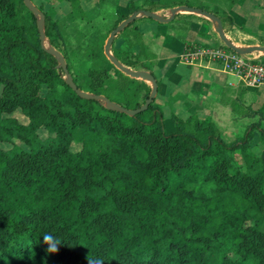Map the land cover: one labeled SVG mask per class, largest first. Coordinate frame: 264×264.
Segmentation results:
<instances>
[{"label":"trees","instance_id":"trees-1","mask_svg":"<svg viewBox=\"0 0 264 264\" xmlns=\"http://www.w3.org/2000/svg\"><path fill=\"white\" fill-rule=\"evenodd\" d=\"M32 1L46 36L63 40L61 22ZM129 9L138 11L132 2ZM37 22L24 0H0V264H264V150L258 159L250 153L256 132L264 146L263 111L234 142L195 116H173L169 130L155 101L134 117L109 111L66 84ZM143 38L134 22L115 39L114 55L136 67L148 56ZM104 69L86 72L87 89L74 81L114 102L122 94L117 103L128 109L145 103L149 88L131 96L126 85L136 80L120 72L108 86ZM45 233L60 238L57 252L47 251Z\"/></svg>","mask_w":264,"mask_h":264},{"label":"rangeland","instance_id":"rangeland-1","mask_svg":"<svg viewBox=\"0 0 264 264\" xmlns=\"http://www.w3.org/2000/svg\"><path fill=\"white\" fill-rule=\"evenodd\" d=\"M115 1L118 3L119 10H117V6L112 4L102 5V2L100 1L101 4H99L98 0H86L81 3L79 9L75 12L72 11L71 13L69 11L67 12L69 6L67 9L64 8V6L61 5L60 0H54L53 2L51 0H38L36 3L38 5L42 3L45 11L49 13L52 12L54 16H51L54 20L60 18L67 23L68 26L64 29L67 41H73L77 38L78 28L76 27L84 25L85 22L90 27L96 25L95 28L97 29L94 30L91 28L86 31L84 41L82 40L80 42L83 44V47L81 48L79 46L80 48H76V50H69V46H66L65 44L67 41L61 40L52 43L50 38H47L46 40V47L49 48L50 46H54L64 55L68 66H70V73L75 78H78L79 82L83 84L85 89H87L86 72L96 67L107 68L104 70H107L109 73V80L107 82L108 86H115V83H118L120 71L108 60L104 54V50L106 42L111 32L114 30L118 19L121 16L130 17L135 13L131 14L132 11H130L129 6H125L127 3L130 4V2L133 3L134 8L138 9V11L153 10V12L165 16L166 18L171 16L168 7L171 8L172 6L178 7L183 5L199 8L216 14L221 18L223 23L227 25V27H229V23L232 24V28L227 31L231 32L232 30V32L237 35L229 34L228 38L230 36L229 39L232 42H236L235 44L242 48H245L243 45H246L251 41L248 38L249 36H253L257 42L258 40L262 41L263 39V37L259 35H264V0H154V4L150 3L153 0ZM158 1H161V4H159ZM108 3H111V1H108ZM151 4L155 6L152 8L150 7ZM186 15L189 14H178L176 19L172 22L160 24L149 18L138 19L136 25L143 26L144 23H156V25L160 26V31L150 32V29H148L149 32H147V37L143 38V45L146 47L148 56L146 59H142L136 67L129 68L133 70H145L148 72L154 70L158 80L161 82L160 95L157 97L154 104L157 108L163 111L165 117L164 122L169 130H173L174 128V123H172L173 116L177 115L184 120H188L189 117L195 116L201 121H213V123H215L221 130L220 134L222 137L229 142H234L238 137L245 134L251 125L257 123L259 117H250L249 115L252 111H245L239 104H235L237 94H235L230 87L226 86V77L225 74H223L226 72L223 68L206 60H198L190 66H184L179 63V57L181 60V54L180 56L176 55L177 57L174 58L175 55L173 53L170 54V56H165L163 52L165 43L174 46L175 44L183 46L192 41L205 40L211 44L206 45L198 43L197 45L211 48H217L220 43H223L219 37L218 45L212 44L213 42L207 40L210 39V35L206 32L210 29L206 23L203 32L200 31V28L198 29V32L192 31V29H190L191 20L189 18L186 19L181 17L195 16ZM67 16H69V18H67ZM242 16L248 18L246 23L242 20ZM211 23L214 25L213 22ZM63 28L64 25L62 24V30ZM238 35L240 36L238 37ZM166 39L168 40L164 43V40ZM74 44L78 43L74 42ZM193 44L194 43L190 45ZM224 48L229 50L227 47ZM136 50L138 51V49ZM112 52L114 53L113 48ZM257 54L259 55V53ZM94 55H97V57L105 63V66L96 61L95 63H93V61L88 62L90 56ZM210 67L214 70H209ZM56 68L58 70L60 69L59 63L56 65ZM141 85H145L149 88L151 93L150 83L136 80V82H130L126 85L129 95L132 96L134 91L138 87L140 88ZM145 95V92L141 94V102ZM114 97L117 102H123L124 100L123 95L119 93ZM246 99L247 104H251L252 106L258 105L257 102L253 105V98L250 96ZM12 116L16 117L21 123H28V120L20 111H17ZM261 125L264 128V120ZM39 135L41 139H46L48 137V134L43 131H40ZM255 135V142L252 144L250 153L254 158L258 159L261 157L264 146L259 142V134L256 132ZM75 137L79 140L81 137V131H77ZM11 147L12 145L9 143L3 145V148L6 150H9ZM75 148H79V145L75 144ZM262 230H264V225Z\"/></svg>","mask_w":264,"mask_h":264},{"label":"water","instance_id":"water-1","mask_svg":"<svg viewBox=\"0 0 264 264\" xmlns=\"http://www.w3.org/2000/svg\"><path fill=\"white\" fill-rule=\"evenodd\" d=\"M24 4L26 8L34 14L35 17L38 18L37 27L40 34V43L43 50L46 51L47 54L55 57L57 62L59 63L60 69H62L63 74L65 76L66 84L81 98L85 100H91V101H98V102H104V107L113 112H118L121 114H126L130 117H134L142 112H145L149 109L150 105L155 101V99L158 96L159 92V84L157 78L148 71L145 70H133L129 68L128 66L124 65L122 62H120L114 53L112 52V46L114 44L115 39L117 36L124 31L128 26L136 22L140 18H149L153 21H156L158 23H170L174 19H176L178 14H196L200 15L202 17H205L206 19L210 20L215 25V32L217 33L220 40L225 44V46L232 50L233 52L239 54V55H250L255 53H260L261 55L264 54V46H251V47H238L236 44H234L226 35L224 30L223 21L220 17H218L216 14H213L211 12L204 11L199 8H194L190 6H178L174 7L170 10L171 16L169 18H166L165 16L159 15L156 12H153L151 10H139L135 12L132 16L128 17L126 20H124L120 25H118L110 34L106 45H105V56L108 58V60L125 76H128L135 80H142L144 82L151 84V93L148 97V99L145 101V103L138 109H128L124 107L123 105L114 102L107 98L104 95H95L91 94L90 92H86L79 88V86L75 83L74 78L72 74L70 73L68 69V64L66 61V58L64 55L58 51L54 46H50L49 48L46 47V30H45V21L46 17L45 14L38 9V7L34 4L32 0H24Z\"/></svg>","mask_w":264,"mask_h":264},{"label":"crops","instance_id":"crops-1","mask_svg":"<svg viewBox=\"0 0 264 264\" xmlns=\"http://www.w3.org/2000/svg\"><path fill=\"white\" fill-rule=\"evenodd\" d=\"M52 2L54 1V0H51ZM56 1H59V0H56ZM61 1V5L62 6H64V8H66L67 9V7H68V10H67V12L69 11L70 13L73 11L72 10V8L70 7V5H68L64 0H60ZM86 0H80V2L82 3V2H85ZM100 1L101 0H98V3L99 4H101L100 3ZM108 1H111V3H108ZM113 1H115V0H106L105 2H102V5H107V4H112V5H114V6H117V10H119V6L117 5L118 3H117V1H115V2H113ZM154 1V0H153ZM156 1V0H155ZM67 4V5H66ZM125 6H129V3H127ZM155 5H153V4H151V6L150 7H154ZM102 7V6H101ZM100 7V8H101ZM174 7H176V6H172L171 8L170 7H168L169 9L168 10H171L172 8H174ZM123 8H125V7H123ZM123 10H125V9H123ZM153 11V10H152ZM55 12V11H54ZM66 12V13H67ZM50 14L51 15H53V13L52 12H50ZM184 14H188V13H184ZM68 15V14H67ZM54 16V15H53ZM178 16V15H177ZM186 16H195V17H181V18H189L190 20H191V26H190V29H192V31H194V32H198V29L200 28V31L201 32H203L204 30H205V27H206V25H205V23L206 24H208V27H209V31L208 32H206V33H209V35H210V39H207L208 41H210V42H213L212 44H216V45H218V40L220 39H218V35H214V34H217L216 32H215V25H213L212 23H211V21L210 20H208V19H206L205 17H202V16H200V15H196V14H189V15H186ZM197 16V17H196ZM198 16H200V17H198ZM67 18H69V16H67ZM242 18V20H244L245 21V23L248 21V18L246 17V16H242L241 17ZM56 20H58V21H60L61 22V24H63L64 25V28H63V30H62V32H63V35H64V41H67V39H66V34H65V28L68 26L67 25V23L66 22H64V21H62V19H60V18H56ZM154 22H156V21H154ZM71 23H72V20H71ZM156 23H158V22H156ZM156 23H144L143 24V26H141L142 27V31H143V33H144V37L146 38L147 37V32H149L148 31V29H150V32H152V31H154V32H157L158 30L160 31V26H158V25H156ZM158 24H160V23H158ZM223 25H224V29H225V33H226V35H227V37H228V35L229 34H235V35H237L236 33H233L232 32V30H231V32H228L227 30L228 29H231L232 28V24L231 23H229L228 25H229V27H227V25L225 24V23H223ZM76 26V25H75ZM74 26V27H75ZM95 26L96 25H93V26H88L87 25V23L85 22V24L84 25H80V26H78V27H76V28H78V30H77V38L76 39H74L73 41H67L65 44H66V46H69V49L70 50H76V48H82L83 46V44L82 43H80L82 40L84 41V37L86 36L85 34H86V31L87 30H90L91 28H93L94 30L95 29H97V28H95ZM195 29V30H194ZM192 33V32H191ZM190 35V34H189ZM240 35H238V37H239ZM259 36H261V37H263V39H262V41L261 40H258L257 42H256V39L253 37V36H249L248 38H249V40H251V41H249V43L248 44H246V45H243V46H245V47H251V46H264V35H259ZM189 37V36H188ZM187 37V38H188ZM247 37V36H246ZM257 37V36H256ZM229 38H230V36H229ZM168 39H166V40H164V43H165V41H167ZM201 41V42H200ZM71 42H72V44H71ZM74 42L75 43H78V44H74ZM192 43H194V44H198V43H200V44H211V43H209V42H207V41H205V40H198V41H192V42H189V43H186L185 45H178V44H175V46L174 45H171V44H166L165 43V46H164V50H163V52H164V54H165V56H170V54H174L175 55V57L174 58H176L177 56H180V54H181V60H180V57H179V63L180 64H182V65H184V66H187V65H191V64H187V63H184L183 62V60H182V57H183V54H184V52L186 51V49H187V47H189L190 46V44H192ZM233 43L235 44L236 42H234L233 41ZM69 44V45H68ZM80 46V47H79ZM219 47H222V48H224V47H226L225 46V44H223V43H220V45H218ZM230 50V49H229ZM232 51V50H231ZM104 54H105V52H104ZM177 55V56H176ZM248 56H250V57H252V58H256V57H260V58H263L264 59V55H261L260 53H259V55L257 54V53H255V54H250V55H248ZM206 69V68H205ZM209 70H214V69H212L211 67L209 68ZM206 71H208V70H206ZM152 72H153V74H155L154 73V70H152ZM219 72V71H218ZM220 73H222V72H220ZM223 74H225V81H226V86L227 87H230L234 92H235V94H237V96H236V99H235V104L237 105V104H239L242 108H243V110H245V111H252L251 113H252V115H251V113H250V117H252V118H255V117H259L260 118V116H254V113H258V111H263V116H264V85H261V86H255V87H247V86H245L238 78H236V77H234L233 75H231V74H228V73H223ZM155 76H156V74H155ZM156 78H157V80H158V77L156 76ZM158 84H159V92H158V96L160 95V90H161V87H160V85H161V82L158 80ZM157 96V97H158ZM248 96H250L251 98H253V100H252V103H253V105L257 102V106H252L251 104H247V97ZM155 100H157V98L155 99ZM238 107V106H237ZM257 122V121H256ZM263 122V121H262Z\"/></svg>","mask_w":264,"mask_h":264},{"label":"built area","instance_id":"built-area-1","mask_svg":"<svg viewBox=\"0 0 264 264\" xmlns=\"http://www.w3.org/2000/svg\"><path fill=\"white\" fill-rule=\"evenodd\" d=\"M182 60L187 64L206 60L221 66L226 73L238 78L247 87L264 85V59L260 57L239 55L222 47L193 44L187 47Z\"/></svg>","mask_w":264,"mask_h":264},{"label":"clouds","instance_id":"clouds-1","mask_svg":"<svg viewBox=\"0 0 264 264\" xmlns=\"http://www.w3.org/2000/svg\"><path fill=\"white\" fill-rule=\"evenodd\" d=\"M42 238L49 253H55L59 250V245L62 243L59 237L51 233H45ZM87 264H103V262L100 259L88 258Z\"/></svg>","mask_w":264,"mask_h":264}]
</instances>
